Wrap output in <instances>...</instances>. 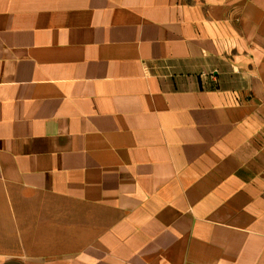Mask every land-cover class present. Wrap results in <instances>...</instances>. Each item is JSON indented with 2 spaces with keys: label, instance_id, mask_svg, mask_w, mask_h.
Returning <instances> with one entry per match:
<instances>
[{
  "label": "crops",
  "instance_id": "1",
  "mask_svg": "<svg viewBox=\"0 0 264 264\" xmlns=\"http://www.w3.org/2000/svg\"><path fill=\"white\" fill-rule=\"evenodd\" d=\"M264 264V0H0V264Z\"/></svg>",
  "mask_w": 264,
  "mask_h": 264
},
{
  "label": "water",
  "instance_id": "2",
  "mask_svg": "<svg viewBox=\"0 0 264 264\" xmlns=\"http://www.w3.org/2000/svg\"><path fill=\"white\" fill-rule=\"evenodd\" d=\"M10 264H13V263H10Z\"/></svg>",
  "mask_w": 264,
  "mask_h": 264
}]
</instances>
